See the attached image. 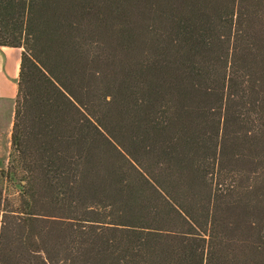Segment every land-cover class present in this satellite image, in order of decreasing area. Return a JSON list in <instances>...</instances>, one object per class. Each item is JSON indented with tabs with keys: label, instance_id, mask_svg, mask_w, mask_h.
Masks as SVG:
<instances>
[{
	"label": "trees",
	"instance_id": "1",
	"mask_svg": "<svg viewBox=\"0 0 264 264\" xmlns=\"http://www.w3.org/2000/svg\"><path fill=\"white\" fill-rule=\"evenodd\" d=\"M0 46V264H264V0H0Z\"/></svg>",
	"mask_w": 264,
	"mask_h": 264
},
{
	"label": "crops",
	"instance_id": "2",
	"mask_svg": "<svg viewBox=\"0 0 264 264\" xmlns=\"http://www.w3.org/2000/svg\"><path fill=\"white\" fill-rule=\"evenodd\" d=\"M20 61V48L0 46V122L4 121L7 113L1 104L11 103L10 118L14 115Z\"/></svg>",
	"mask_w": 264,
	"mask_h": 264
},
{
	"label": "rangeland",
	"instance_id": "3",
	"mask_svg": "<svg viewBox=\"0 0 264 264\" xmlns=\"http://www.w3.org/2000/svg\"><path fill=\"white\" fill-rule=\"evenodd\" d=\"M1 106H3L7 113L5 115L4 121L0 122V167H6L8 164V158L11 147V131L14 115L12 114V117L10 118L11 103H3L1 104Z\"/></svg>",
	"mask_w": 264,
	"mask_h": 264
}]
</instances>
